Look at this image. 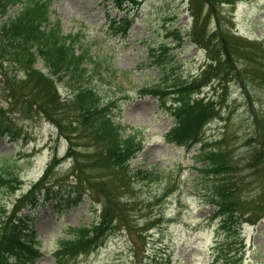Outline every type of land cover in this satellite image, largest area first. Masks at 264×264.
I'll return each instance as SVG.
<instances>
[{
  "label": "rangeland",
  "instance_id": "374dc122",
  "mask_svg": "<svg viewBox=\"0 0 264 264\" xmlns=\"http://www.w3.org/2000/svg\"><path fill=\"white\" fill-rule=\"evenodd\" d=\"M138 2V5L122 11L114 7L112 0H52L49 6L50 22H58L64 33L81 31L79 36L92 54H104L114 66L130 70L128 81L111 78L100 83L99 80L89 77L92 84L100 86L102 104L108 103V95L112 97L114 103L109 105L116 112L115 118L118 121L145 131L143 149L125 168L129 170L130 179L121 171L89 168L87 163L94 159L96 142L89 139L85 126L79 125L75 117H70L73 115L69 113L72 108H62L54 119L35 117L34 110L28 113L27 106L21 104L15 96L12 97L10 91L13 80H24V70L19 65L9 63L0 71V110L13 119L19 140L13 142L0 136V158L14 154L19 149L25 152L33 149L36 153L32 163L22 167L14 188L16 191L6 192L0 196V200L10 207L16 197L27 191L31 182L39 179L54 154L60 158V163L55 167V176L52 179L59 178L58 176L66 179L74 155H77L81 165L86 161L85 169L94 175L100 185L109 186L108 190L116 196L118 205L123 207V211L126 210V218L133 225L132 231L137 242L131 244V234L120 231L110 236L98 249L80 255L70 264H154V256L162 250L170 255L171 264H264V219L255 224L244 223L238 236L231 234L222 238L223 234L216 230V222H209L211 208L205 203L208 199H204L202 195L205 188L197 179L198 169L194 167L197 163L193 157L198 145L186 149L176 142H168L164 134L171 126L173 118L163 110L157 97L140 93L141 86L154 84L167 88L169 96L171 89L176 88L182 78L200 70L201 64L206 60L205 53L199 47L191 45L188 39L180 47L169 41L168 54L161 60L154 61V57H149L147 51V42H157L156 47L159 48L164 24L175 23V26L188 30L191 25L195 26L197 18L204 21L207 18L208 25H197L196 32L203 31L205 27L212 32L215 18L220 17L222 26L218 30H221L223 36L218 39V45L221 47L226 43L227 49L237 59L238 69H243V64L248 66V70L242 71L245 80L248 74L264 77L263 68L258 67L264 63L253 56L248 58L245 54L248 51L254 53L253 50L257 49V44L251 47L252 41H264V0H230L228 3L220 0L217 15L210 12L213 6L210 3L207 5L204 0ZM215 2L213 0V4ZM20 5L10 8L8 15L16 13ZM124 16L130 22L126 34L109 27L112 19L118 20ZM37 67L42 68L41 62L37 63ZM221 68L224 73L227 72L226 67ZM113 76L112 74L111 77ZM212 80L211 86L214 88L218 85V80ZM59 93L61 100L66 102V88L59 86ZM202 94H217L219 100L215 101L222 110V116L226 118L230 115L232 118L227 129L229 147L236 148L234 153L239 155L241 140L234 142L232 136H242L250 130L246 129V122L242 125L239 122L248 116L249 110L253 107L257 111L264 108V78H258L251 83L247 81L244 88L239 87L235 78L233 80L228 75L221 79L216 91L206 88ZM57 119L61 126L54 121ZM221 124L217 119L208 123L203 130L204 135L211 137L222 132L218 128ZM154 165L160 168L167 166L169 169L162 174L149 175ZM136 167L143 168V173L137 177ZM172 167L176 169L173 173ZM237 172L241 175L238 176L240 192H250L255 187L254 174L246 168ZM71 176L67 182L74 185L76 178ZM165 183L170 192L162 204L166 222L139 236L138 229L146 221L144 218L155 211L154 206L151 210L145 206L154 203ZM62 188V193L58 192L57 203L38 206L35 214L33 228L43 251V256L35 264H55L51 255L58 244L60 230L66 226L86 224L95 215L89 199L80 201L74 207L69 204L72 194L67 193L69 190L65 185ZM98 188L93 186L94 190ZM245 207L251 210L253 205L246 203ZM249 210L247 211L252 214ZM221 248L222 252L219 253L217 261L216 256ZM161 255L165 257L163 253Z\"/></svg>",
  "mask_w": 264,
  "mask_h": 264
},
{
  "label": "trees",
  "instance_id": "16d2710c",
  "mask_svg": "<svg viewBox=\"0 0 264 264\" xmlns=\"http://www.w3.org/2000/svg\"><path fill=\"white\" fill-rule=\"evenodd\" d=\"M125 1L131 4L135 0H116L118 5ZM14 2L15 0H0V71L11 63L19 65L25 73L23 81L20 79L17 82L12 81L14 82L10 88L12 97L15 96L21 104L26 105L28 113L34 110L35 116H45L47 119H54L62 108H72L69 113L73 115L70 117H75L79 125L85 126L89 132V139L96 142L94 159L87 163L89 168L121 171L130 179L129 170L125 168L128 161L142 148L143 131L136 128L127 131L128 127L115 122L109 104H102L99 88L88 79L89 76L102 78L101 69L98 66L88 69L85 66L88 57L86 52L75 50L77 38L71 34H63L58 26L49 22L47 3L41 0H28L15 16L4 18L8 7ZM204 2L207 5L210 3L213 6L210 12L217 15L220 0H216L214 4L213 0ZM197 19L193 30L185 33L173 23L164 26L162 30L165 39L172 40L177 46L184 43L185 36H189L193 44L206 49L211 59V63L207 64L198 76L183 79L178 83L174 93L176 97L171 99L168 106L165 105L167 102L163 101L164 106L174 117V124L169 129L167 137L170 141L186 146L202 139L196 159L203 161L199 171L202 181L206 182L207 197L211 199L213 207L211 216L219 217L220 227L224 229L226 235L235 234L241 226L245 211L249 210L245 209L246 203L253 205L249 210L252 214L247 220L255 222L264 217V108L257 111L253 107L249 110L248 116L239 121L241 125L246 122L248 125L246 129L250 130L244 132L242 136H232L234 142L241 140L239 155L236 156L234 153L236 148L229 147L228 141V123L232 119L230 115L225 118V132L213 138H201L203 126L214 117H220L222 112L214 99L199 98L197 94L213 77L221 81L230 75V78L238 79L244 88L247 81L251 83L264 77L248 74L245 80L242 71L248 70V66L243 64V69H238L237 59L227 49L226 43L221 47L218 45V39L223 36L221 30H215L209 35L204 31L196 32V26L200 21ZM216 20L219 23L218 16ZM167 42L165 40L159 46L162 53ZM250 44L251 47L257 44V49L253 50L254 53L245 52L247 57H254L264 63V57L258 58L264 56V42L253 41ZM39 60L44 69L36 67ZM245 60L252 65L250 61ZM221 67H226L227 72L224 73ZM258 67L264 70V64ZM58 82L67 87L66 102H63L58 94ZM151 92L161 91L151 89ZM156 95L161 97L160 94ZM245 96L250 99L248 94ZM205 99L207 101H204ZM54 121L61 126L60 120ZM15 129L13 119L0 110V135L6 134L11 139H16ZM26 157L29 158L24 161L20 159V155L0 159L1 197L6 192L14 190V183L20 176L22 166L31 163L32 156ZM85 164L86 161L81 165L78 156L74 155L71 175L76 178V182L71 186L68 184V187L75 192V199H79L87 191L93 199L101 203V214L96 223L69 227L66 230L61 244L64 246L65 255L68 256L88 252L99 245L108 234L114 232L118 224H127L126 210L123 211V207L118 205L116 196L108 190L109 186L100 185L94 175L85 169ZM53 168L52 162L42 177L32 183L26 193L12 202L11 208L0 200V264H28L35 258L36 250L32 244L34 234L28 228L32 217L28 213L18 214V211L24 207L35 208L41 202L42 195L43 202L56 195L58 187H62V180L52 179ZM241 168L249 169L254 174L255 187L246 194L239 190L238 176L241 175L237 171ZM142 171L143 168L136 167L135 177L142 174ZM162 173L154 167L149 175ZM166 183L160 188L164 191L157 194L159 197L155 202L160 203L164 195L169 193ZM94 185L99 188L94 190ZM147 208L151 210L153 204H148ZM160 212L150 213L149 217L156 215V221H159ZM128 229L131 231V227Z\"/></svg>",
  "mask_w": 264,
  "mask_h": 264
}]
</instances>
